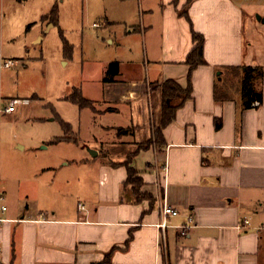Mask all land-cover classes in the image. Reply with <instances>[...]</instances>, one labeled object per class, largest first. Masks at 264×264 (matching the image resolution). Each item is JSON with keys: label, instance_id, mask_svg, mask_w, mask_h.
<instances>
[{"label": "crops", "instance_id": "0c3cea01", "mask_svg": "<svg viewBox=\"0 0 264 264\" xmlns=\"http://www.w3.org/2000/svg\"><path fill=\"white\" fill-rule=\"evenodd\" d=\"M175 2L162 1V40H152L150 51L146 45V75L130 77L116 61L120 76L114 84L104 83L106 75L101 87L81 89L95 104L88 120L91 159L62 162L69 171L98 172L99 184L87 206L80 203L76 212L63 213L56 201L54 207L40 201L29 205L38 196L37 187L28 191L23 175L21 180L19 174L0 169V193L5 197L0 210L8 209L5 215L0 212L6 221L0 226V264H104L109 257L111 264H264V82L261 107L249 111L243 110L237 92L226 102L215 95L219 79L227 80V70H264V24L258 22V17L264 20V0H194L188 9L190 24L179 16L187 0ZM193 32L205 39L207 66L194 72L193 99L163 132L159 147L155 133L162 120L160 88L169 81L187 88ZM137 34L145 39L149 35L141 29L131 33ZM43 40L41 35L36 43ZM0 60H5L2 51ZM228 82L238 85L239 80ZM16 100L23 107L33 105ZM17 112L1 121L0 157L11 150L4 132L28 120ZM54 115L48 121H60ZM15 140L13 151L36 154ZM151 141L154 146L132 164L144 184L139 197L133 187H126L124 165ZM42 146L46 151L54 147L45 141ZM100 158L105 161L97 168ZM165 206L177 215L168 220L164 233L159 227Z\"/></svg>", "mask_w": 264, "mask_h": 264}, {"label": "rangeland", "instance_id": "374dc122", "mask_svg": "<svg viewBox=\"0 0 264 264\" xmlns=\"http://www.w3.org/2000/svg\"><path fill=\"white\" fill-rule=\"evenodd\" d=\"M162 1L27 0L22 3L0 0V53L3 52L5 60L15 63L14 68L0 71V100L33 103L32 107L22 106L16 114H24L29 122L12 124L4 132V139L10 137L12 151L9 156L1 154L0 169L19 174L21 180L23 175L24 189L28 191L37 187L38 196L27 204L40 201L54 207L56 201L61 212L73 213L80 203L87 206V200L93 197L94 188L99 184L98 172L85 168L69 171L62 162L89 158L88 136L93 133L91 123L88 125L91 113L88 110L83 114L78 107L63 100L75 90L85 88L88 92L91 86L101 87L109 66L116 61L122 63L130 77L146 75V45L150 51L152 40L157 43L162 40ZM56 4L60 9V25L50 30L42 24V18ZM185 7L179 16L186 12ZM181 19L189 23L185 17ZM139 29L149 33L146 39L131 35ZM41 35L45 40L38 45L36 40ZM63 38L71 48L69 55ZM34 98L38 100L33 101ZM55 113L64 123L72 125L79 145L61 144L44 150L43 141L50 144L66 134L61 121H48ZM105 120L99 118L98 122L102 125ZM15 138L32 147L36 154L13 151L17 144ZM104 161L100 158L97 168Z\"/></svg>", "mask_w": 264, "mask_h": 264}, {"label": "trees", "instance_id": "16d2710c", "mask_svg": "<svg viewBox=\"0 0 264 264\" xmlns=\"http://www.w3.org/2000/svg\"><path fill=\"white\" fill-rule=\"evenodd\" d=\"M27 0H22V2H26ZM179 0H176V4H178ZM194 0H188L186 5V12H183L180 17H185L188 21H190L188 17V9L192 6ZM43 24L53 25L55 27H59L60 23V10L56 6L53 8L51 13L45 16L42 20ZM63 37V33L61 32ZM64 39V38H63ZM65 42V51L66 54H71V48L69 44L64 39ZM193 43L194 49L187 60V65L191 68L189 77H188V86L186 89L182 88L177 82L169 81L164 83L161 86L162 90V120H161V128L156 131V144L159 147H162L163 140V132L174 125L178 111L186 105L188 102L193 99V74L196 70L201 67L207 66L205 60V39L203 36L196 34L193 32ZM227 80L224 78H220L219 81L221 83H217L215 88L216 100L219 102L231 101L233 96L237 92L240 96L242 107L244 111L252 110L256 104L263 103V92L262 85L264 82V70L262 68H237V69H229L226 71ZM120 76V64L114 63L109 67L107 76L104 80L105 84H114L115 80ZM234 78L239 80L238 85L232 84L230 85L228 79ZM66 103H70L76 107L80 111L91 110L95 111V104L86 100L83 96L82 90H75L74 94L65 99ZM180 102V103H179ZM180 104V105H178ZM61 124L66 132L63 138L54 139L49 145L50 146H58L61 144H75L79 145V141L74 138L73 128L71 125L64 123L61 119ZM217 131L221 130V123L216 122ZM154 146V141L143 146L136 154L131 156L128 162L124 165L128 170V180L126 183V187H133L135 194L139 197L141 196V190L143 187V181L139 178L138 172L132 168L133 160L136 159L141 152L151 149ZM104 264H111L110 257L107 258Z\"/></svg>", "mask_w": 264, "mask_h": 264}, {"label": "built area", "instance_id": "2783aa9c", "mask_svg": "<svg viewBox=\"0 0 264 264\" xmlns=\"http://www.w3.org/2000/svg\"><path fill=\"white\" fill-rule=\"evenodd\" d=\"M15 67V63L13 61H5V60H0V71H3V70H10L12 68ZM23 105V102L19 101V100H15V101H10V102H3L0 100V122L2 121V119L4 117H7V116H13L16 112H17V109L19 107H21ZM256 108H259L261 107L260 104H256L255 105ZM5 202V197L4 195H2L0 193V204L4 203ZM81 210H83V207L81 206L80 207ZM0 212L5 215L7 212H8V209L7 207H2ZM162 222H161V225H160V229L162 230V232H166L167 230V222L170 218L174 217L177 215V212L173 209V208H170L168 206H165L163 207V212H162ZM6 221L0 219V226L5 224ZM195 222H194V219L191 218L189 220V225H193ZM189 230V227L186 226L184 229H183V236H186L187 235V231ZM1 254H2V248L0 247V257H1Z\"/></svg>", "mask_w": 264, "mask_h": 264}, {"label": "water", "instance_id": "95a60500", "mask_svg": "<svg viewBox=\"0 0 264 264\" xmlns=\"http://www.w3.org/2000/svg\"><path fill=\"white\" fill-rule=\"evenodd\" d=\"M258 22H261V23H263V24H264V20H263V19H261L260 17H258Z\"/></svg>", "mask_w": 264, "mask_h": 264}]
</instances>
